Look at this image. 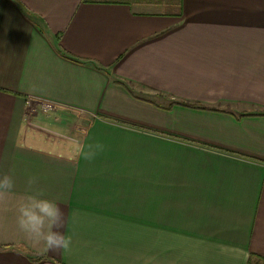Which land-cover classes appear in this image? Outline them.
<instances>
[{
	"label": "crops",
	"instance_id": "0c3cea01",
	"mask_svg": "<svg viewBox=\"0 0 264 264\" xmlns=\"http://www.w3.org/2000/svg\"><path fill=\"white\" fill-rule=\"evenodd\" d=\"M4 174L0 264H264V0H0ZM32 176L69 252L17 230Z\"/></svg>",
	"mask_w": 264,
	"mask_h": 264
},
{
	"label": "clouds",
	"instance_id": "9594fccd",
	"mask_svg": "<svg viewBox=\"0 0 264 264\" xmlns=\"http://www.w3.org/2000/svg\"><path fill=\"white\" fill-rule=\"evenodd\" d=\"M104 151L101 143H79L77 155L85 161H92ZM36 177H29L24 195L16 206L15 223L24 239L38 252H69L72 237L64 234L65 214L61 206L54 200L47 199L42 189L37 187ZM15 188L12 174L0 176V201H5Z\"/></svg>",
	"mask_w": 264,
	"mask_h": 264
},
{
	"label": "trees",
	"instance_id": "16d2710c",
	"mask_svg": "<svg viewBox=\"0 0 264 264\" xmlns=\"http://www.w3.org/2000/svg\"><path fill=\"white\" fill-rule=\"evenodd\" d=\"M184 106H188L190 108H202V107H200L201 105H186V104H184Z\"/></svg>",
	"mask_w": 264,
	"mask_h": 264
}]
</instances>
